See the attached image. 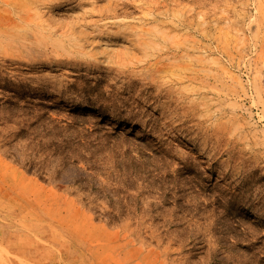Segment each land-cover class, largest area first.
I'll return each mask as SVG.
<instances>
[{
	"label": "rangeland",
	"instance_id": "obj_1",
	"mask_svg": "<svg viewBox=\"0 0 264 264\" xmlns=\"http://www.w3.org/2000/svg\"><path fill=\"white\" fill-rule=\"evenodd\" d=\"M0 264H264V0H0Z\"/></svg>",
	"mask_w": 264,
	"mask_h": 264
},
{
	"label": "bare ground",
	"instance_id": "obj_2",
	"mask_svg": "<svg viewBox=\"0 0 264 264\" xmlns=\"http://www.w3.org/2000/svg\"><path fill=\"white\" fill-rule=\"evenodd\" d=\"M80 17V16H79ZM70 21V20H69ZM77 22H79V21H77ZM61 25V24H60ZM81 25V24H80ZM71 29V28H70ZM65 31V30H64ZM76 31V30H75ZM84 31V30H83ZM75 35H76V33H74ZM79 37V36H78ZM80 37H82V38H84L85 37V35L84 36H82L81 34H80ZM73 48V47H72ZM112 53V52H111ZM81 56V55H80ZM94 56V55H93ZM109 56V55H108ZM74 57V56H73ZM108 58V57H107ZM106 58V59H107ZM89 62V61H88Z\"/></svg>",
	"mask_w": 264,
	"mask_h": 264
}]
</instances>
